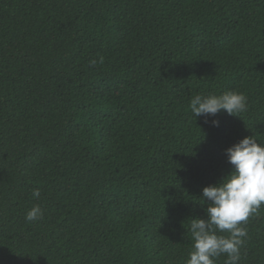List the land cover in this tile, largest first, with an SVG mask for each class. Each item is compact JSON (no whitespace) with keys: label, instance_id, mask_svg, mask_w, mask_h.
Instances as JSON below:
<instances>
[{"label":"trees","instance_id":"obj_1","mask_svg":"<svg viewBox=\"0 0 264 264\" xmlns=\"http://www.w3.org/2000/svg\"><path fill=\"white\" fill-rule=\"evenodd\" d=\"M229 90L246 112L192 114ZM249 135L264 0H0V264H186L202 190ZM246 227L239 264H264V205Z\"/></svg>","mask_w":264,"mask_h":264},{"label":"clouds","instance_id":"obj_2","mask_svg":"<svg viewBox=\"0 0 264 264\" xmlns=\"http://www.w3.org/2000/svg\"><path fill=\"white\" fill-rule=\"evenodd\" d=\"M92 59L91 66L102 64ZM195 117H215L220 111L240 116L248 108V97L237 91L221 94L195 95L190 101ZM215 126L219 121L213 120ZM228 162L233 169L216 184L205 186L202 198L207 203L206 218H193L190 228L193 248L186 264H216L225 256L224 264H239L247 237L250 217L259 213L264 205V141L254 135L245 136L227 150ZM38 198L39 189L32 193ZM43 217L39 204L33 205L25 214L26 221L34 222ZM223 233H227L224 235Z\"/></svg>","mask_w":264,"mask_h":264}]
</instances>
